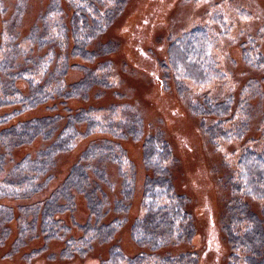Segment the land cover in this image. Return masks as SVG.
<instances>
[{
    "label": "rangeland",
    "instance_id": "rangeland-1",
    "mask_svg": "<svg viewBox=\"0 0 264 264\" xmlns=\"http://www.w3.org/2000/svg\"><path fill=\"white\" fill-rule=\"evenodd\" d=\"M52 2L0 0V66L11 44L16 46L15 70L21 64L25 66L28 58L33 62L48 61L52 56L48 47L41 48L30 36L34 29H45L44 18ZM61 4L64 9L61 17L71 28L72 5L68 0H61ZM53 17L61 21L59 14ZM200 27L209 32L208 54L218 72L202 84L184 73L179 75L169 60L170 57L175 59L176 48L172 47L175 39ZM68 36L67 49L55 46L50 71L58 69L66 59L71 65L65 77L67 88L85 79L88 69L95 70L100 77L108 75L110 86L92 85L86 96L71 99L57 96L0 125V132L20 121L57 114L64 119L70 113L99 109V114L96 112L98 120L115 118L112 119L114 126H122L124 131V120L131 123L140 120V124H129V128L141 125L142 135L139 139L131 133L128 138H116L96 132L81 138L73 150L56 157L50 171L54 178L41 192L28 198L0 199L1 203L12 206L14 214L8 222L0 217V264H102L114 246L120 247L128 257L141 253L154 257L191 253L196 264H230L233 249L225 226L236 199L248 203L252 212L264 218V199L240 195L231 181L238 179V172L241 178L238 163L246 150H264V0H129L105 32L90 45L91 50L100 52L94 62L73 57L71 50L75 39L71 32ZM258 54L261 62L256 65ZM67 55L68 58H64ZM6 75L0 69V84L7 81ZM19 86L24 92L29 89L24 81ZM181 87L184 88L182 92ZM229 98L232 99L231 110L223 116L203 117L192 111L197 103L206 104L207 100L208 104L210 100L213 104H221ZM19 108L18 105L1 108L0 116ZM58 125H63L62 121ZM81 128L85 132L87 127L83 124ZM152 135H161L171 146L173 157L167 167L177 194L186 198V209L194 225L193 239L169 244L157 251L139 246L132 236L133 224L143 216L145 179L147 175H154L144 161L146 140ZM105 139L118 143L124 151V169L135 185L127 200L125 177L118 163L102 157L94 159V165L107 176L104 181L90 170L94 181L102 186L108 197L105 221L120 219L123 222L113 239L94 241L85 256L70 259L62 256L66 239L71 235L77 238L83 235L77 225L91 220L86 196L74 190L73 210L58 215L71 228L65 237L47 241L41 231L40 213L38 229L27 232L18 245L24 222L30 223L35 218L33 213L22 210L23 205L31 206L50 198L66 181L84 151L93 144L104 143ZM50 142L52 140L39 136L34 143H18L12 148V154L11 149L7 154V147L0 141V154L6 155L0 179L10 177L16 162L27 154L36 155ZM119 202L128 205V210L116 211L122 207ZM6 228L9 229L7 235ZM38 250L40 253L35 254Z\"/></svg>",
    "mask_w": 264,
    "mask_h": 264
},
{
    "label": "trees",
    "instance_id": "trees-1",
    "mask_svg": "<svg viewBox=\"0 0 264 264\" xmlns=\"http://www.w3.org/2000/svg\"><path fill=\"white\" fill-rule=\"evenodd\" d=\"M68 1L73 9L71 28L61 17L64 13L61 0H53L50 10L44 18L45 29L43 31L40 28L34 29L30 36L33 43L38 42L41 48L48 47L52 55L48 61L36 60L33 62L32 58H28L25 66L22 67L21 64L18 66L19 69L15 70L13 65L16 46L13 44L9 46L11 49L0 66L2 72L7 74V81L0 84V109L12 105H18L20 108L5 116H0V125L8 123L25 111L37 108L57 96L71 99L86 96L92 85L110 86L108 75L105 74V76L100 77L101 75L98 76L95 70L85 68L88 69L86 78L67 88L65 77L68 72L67 68L71 66L68 64V60L65 59L63 65L59 66L58 69L56 67L53 72L50 71L49 65L55 57V46L63 50L68 48L66 43L70 37L68 36L69 32L75 39L71 55L76 58H83L88 62H94L100 52L91 50L90 45L105 32L123 11L129 0ZM56 14H59L61 21L54 19L53 16ZM53 20L55 21L53 22ZM209 45V32L201 27L175 39L172 47L176 48L174 60L177 63L173 57H170L171 65L175 67L179 75L184 73L197 83L206 82L218 73L217 69L213 67L211 56L208 54ZM68 56H64V58H68ZM260 62L258 54L255 63L259 65ZM171 65L168 67L169 70H171ZM22 81L28 84L27 92H24L19 86ZM179 90L182 92L184 88L181 87ZM231 102V98L221 104H213L210 100L207 104L206 100V104L197 103L195 106L193 105L192 111L203 117L209 115L223 116L231 110ZM111 109L114 110L115 108L112 107ZM98 110H81L78 113L68 114L64 119L63 116L57 114L20 121L13 127L1 131L0 141L7 147V154L10 153V149L12 154V148L19 145L18 143H34L39 136L52 140V142L40 149L36 155L27 154L15 163L10 177L0 179V199L28 198L41 192L54 178L50 171L56 162V157L61 153L73 150L81 138L96 132L111 134L116 138H128L129 133L135 135L136 139L141 137V125L137 127L138 129L129 128V124H140V120L137 119L136 122L133 121L132 123L124 120L126 129L124 131L121 126L123 124L119 125L121 127L114 126L115 123L112 119L115 118L107 117L103 119L104 121L98 120L96 114ZM59 121H62L63 125L59 126ZM83 124L87 127L85 132L81 128ZM117 144L105 139L102 144L91 145L84 151L80 161L72 167L66 181L52 193L50 198L37 201L31 206L23 205L22 210L28 214L33 213L35 218L30 223L24 222L23 233L17 242L18 245L24 241L27 232L38 229L37 217L40 213L42 216L41 231L46 235L47 241L65 237L71 228L58 218V215L73 210L75 206L74 190L86 196L91 220L85 224L77 225L83 235L79 238L69 236L66 239V247L62 256L66 259L85 256L92 249L94 241L100 239L108 242L113 239L123 222L120 219H115L109 223L105 221L108 213V197L102 186L94 181L90 170H93L98 177L106 181V173L94 165V159L103 158L117 162L122 175L125 177L124 195L127 200L131 198L135 185L128 172H125V154L120 145ZM169 146L168 141L164 140L161 135H152L146 140L144 161L154 175H147L145 179L142 197L143 216L138 218L132 227V236L136 244L149 247L153 251L169 244H177L194 238V225L191 222V215L186 209V198L177 194L173 178L167 167V162L173 157L171 146ZM5 157V154H0V171L4 166ZM238 165L242 170L241 178H239L240 172H238V179H231L235 192L243 196L264 199V150L261 152L246 150ZM45 175H47L46 178ZM100 193L103 196L100 197ZM119 204L122 207L119 208V206L116 211L128 210V205L123 202H119ZM249 208L248 203L237 198L236 206L225 226L228 240L233 249L230 264H264V218ZM12 211V206L0 202V217L5 218L6 222L14 218ZM8 230L6 228L5 235L8 234ZM1 240L0 238V242ZM34 253L38 254L40 250ZM102 264H196V260L191 253L161 257L141 253L135 257H128L120 247L114 246L109 258Z\"/></svg>",
    "mask_w": 264,
    "mask_h": 264
}]
</instances>
